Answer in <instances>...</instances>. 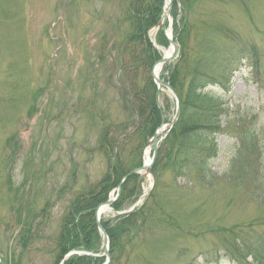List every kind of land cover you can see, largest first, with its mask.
<instances>
[{
  "label": "rangeland",
  "instance_id": "obj_1",
  "mask_svg": "<svg viewBox=\"0 0 264 264\" xmlns=\"http://www.w3.org/2000/svg\"><path fill=\"white\" fill-rule=\"evenodd\" d=\"M125 2L0 0V264L4 253L15 261L22 251L18 218L24 213L34 226L20 264H53L54 240L69 204L106 172L97 151L99 130L111 125L115 138L128 116L113 61L127 29ZM170 13L173 23L183 20L181 78L195 68L218 76L221 60H214L221 56L225 62V51L254 46L264 57V0H178ZM157 36L148 32L152 43ZM157 49L161 58L169 47ZM222 101L224 133L210 162L213 187L198 182L192 168L175 176L162 167L154 185L146 176L140 186L147 196L137 210L149 201L147 226L123 246L118 264H215L219 257V264H234L225 256L234 248L264 253V88L240 64ZM158 104L170 122V96L161 93ZM248 127L253 152L239 145ZM165 134L158 136L156 154L164 149ZM130 206L125 201L122 211ZM102 218L115 223L117 217Z\"/></svg>",
  "mask_w": 264,
  "mask_h": 264
},
{
  "label": "trees",
  "instance_id": "obj_2",
  "mask_svg": "<svg viewBox=\"0 0 264 264\" xmlns=\"http://www.w3.org/2000/svg\"><path fill=\"white\" fill-rule=\"evenodd\" d=\"M186 6V4H184ZM163 0H126L124 22L126 30L124 41L115 47L113 61L116 68V87L127 101L120 103L122 109L128 110V116L115 138L109 136L111 125L101 128L98 133V151L105 157L106 172L100 181L87 191L78 194L69 204L63 215L62 223L54 240V263L59 264L63 257L72 251L100 253L101 238L95 226L94 210L108 199L109 193L117 187L120 180L130 171L140 167L142 150L155 129L161 124V113L156 88L151 81L150 71L160 54L153 48L147 38L148 31L156 26L161 17ZM176 18L174 25L175 39L178 36L180 57L172 67L167 66L169 82L176 92L180 111L174 128L168 135L164 149L157 152L151 173L157 184L160 172L170 170L175 176H183L190 168L194 169L199 181L210 188L214 183V175L209 170V160L215 156L214 135L220 131L221 99L218 93L207 94L203 90L209 83L226 85L230 75L232 59L225 62L221 56L220 72L205 73L195 68L186 77L181 78L184 68V45L181 42L182 29L179 24L183 20ZM120 24L117 23L119 29ZM177 41V39H176ZM156 42L166 46L163 34L159 32ZM98 58L97 63L103 61ZM182 58V59H181ZM215 70V69H213ZM189 78L187 81L186 79ZM185 81L183 82V80ZM183 92V94H182ZM245 151L253 152L255 144L253 136H244ZM141 179L138 175L130 176L121 187L120 199L113 204L117 212L123 210L124 202L133 204L140 194ZM153 197V196H152ZM154 200V199H153ZM149 202V201H148ZM148 202L139 210L117 217L115 223L102 221V226L110 241V264H118L123 246L139 235L147 225ZM20 207L17 208V211ZM45 212L42 210L41 213ZM18 222L23 224L20 231V248L24 250L31 242L34 226L28 213L19 215ZM231 253L235 256L241 251L237 248ZM15 261L7 255L4 264H20L21 254ZM103 258L88 256H71L62 264H103ZM3 264V263H2Z\"/></svg>",
  "mask_w": 264,
  "mask_h": 264
},
{
  "label": "water",
  "instance_id": "obj_3",
  "mask_svg": "<svg viewBox=\"0 0 264 264\" xmlns=\"http://www.w3.org/2000/svg\"><path fill=\"white\" fill-rule=\"evenodd\" d=\"M169 14H170V11H169V9H168V10H167V15H169ZM164 19H165V18H164ZM168 43H169V44H172V47H173V50H174L173 55H172L171 57L167 58V59H163L162 61L159 62V64H164V63H166L167 61H169L170 59H172V58L176 55V53H177V47H176V45H174L169 39H168ZM152 78H153L154 82L156 83V85L158 86V88H160V87H164L165 89H167V90L169 91V93L171 94V96L175 99V103H176V112H175L174 120H173V122L171 123V125L169 126V127H171V126L175 123V121H176V119H177V117H178V102H177L176 96H175L174 92L172 91V89L170 88V86H169L168 84H166V83L161 82V81L158 80V78L154 75V71L152 72ZM155 137H156V135L154 136V138H155ZM143 169H144V168H142L141 170H143ZM136 172H137V171H133L132 173H136ZM119 191H120V187H117V193H119ZM106 205H107V206L111 205V201L106 202L104 205L99 206V207L95 210V219H96V226H97V229H98V231H99V233H100V235H101V237H102V243H103V248H104V254L107 256V252H108V238H107L106 233L104 232L103 228L101 227V225H100V223H99V212H100V210L103 208V206H106Z\"/></svg>",
  "mask_w": 264,
  "mask_h": 264
},
{
  "label": "bare ground",
  "instance_id": "obj_4",
  "mask_svg": "<svg viewBox=\"0 0 264 264\" xmlns=\"http://www.w3.org/2000/svg\"><path fill=\"white\" fill-rule=\"evenodd\" d=\"M170 52H166L165 54L166 55H168ZM159 73H160V69H159V67L158 68H156L155 69V74L156 75H159ZM149 159H150V149H146V151H145V155H144V166H148V164H149ZM107 214H110V211L108 210V208H102L101 210H100V212H99V215L101 216V215H107Z\"/></svg>",
  "mask_w": 264,
  "mask_h": 264
}]
</instances>
